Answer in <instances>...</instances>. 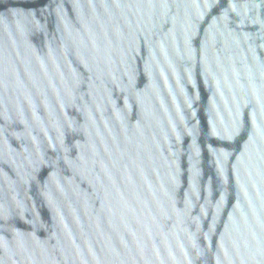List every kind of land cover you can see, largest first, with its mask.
I'll list each match as a JSON object with an SVG mask.
<instances>
[{
    "label": "water",
    "instance_id": "95a60500",
    "mask_svg": "<svg viewBox=\"0 0 264 264\" xmlns=\"http://www.w3.org/2000/svg\"><path fill=\"white\" fill-rule=\"evenodd\" d=\"M0 264H264V0H0Z\"/></svg>",
    "mask_w": 264,
    "mask_h": 264
}]
</instances>
